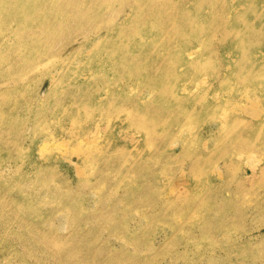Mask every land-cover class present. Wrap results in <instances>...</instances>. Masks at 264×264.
Listing matches in <instances>:
<instances>
[{
    "label": "rangeland",
    "instance_id": "1",
    "mask_svg": "<svg viewBox=\"0 0 264 264\" xmlns=\"http://www.w3.org/2000/svg\"><path fill=\"white\" fill-rule=\"evenodd\" d=\"M86 49V57L94 54ZM206 56L188 50L180 58ZM217 56L224 63L213 70L177 65L183 76L176 88L193 105L186 114L178 113L181 103L167 99L159 109L154 94L145 96L154 114L165 118L157 126L158 139L134 127L124 113L110 120L113 109L105 100L116 85L86 81L83 90L104 89L83 115L74 113L81 101L51 97L57 78L50 74L62 73L54 63L17 83L0 79V91L15 86L32 97L23 110L0 101V130L9 131V122L21 119L17 134L3 135L16 146L0 162V176L10 185L1 202L0 222L10 218V229L0 228V264H264V83L240 81L230 67L241 56L236 49L219 47ZM70 66L64 80L74 70ZM44 69L51 71L33 81ZM139 88L125 87L127 99L135 101ZM204 94L212 109L202 108ZM224 116L236 121L222 127ZM42 120L45 126L36 124ZM248 125L255 128L251 134ZM103 148L105 157L92 162ZM198 153L200 171L192 172ZM137 167L140 175L132 172ZM145 188L151 191L148 200ZM83 237L92 242L90 252L86 244L71 243Z\"/></svg>",
    "mask_w": 264,
    "mask_h": 264
},
{
    "label": "bare ground",
    "instance_id": "2",
    "mask_svg": "<svg viewBox=\"0 0 264 264\" xmlns=\"http://www.w3.org/2000/svg\"><path fill=\"white\" fill-rule=\"evenodd\" d=\"M262 26L264 0H0V79L17 83L24 74L43 64L54 63L62 73L50 74L51 78H57L52 85L51 97L69 104L81 101L74 113L83 115L94 107L90 100L98 98L104 89V85H95L83 90L86 81L116 85L112 86L113 93L105 100V106L113 109L110 120L114 119L113 115L124 113L134 127L148 137L158 139L161 135L157 126L165 118L160 112L154 114V108H149L146 95L154 94L159 109L168 104L167 99L170 103H181L179 114H186L193 106L188 101L184 103V93H179L176 88L183 76L178 64L193 68V72L210 67L213 70L216 65L224 63L217 56L219 47L222 51L224 48L236 49L241 56L231 60L230 67L234 66L240 74V81L264 83ZM203 33L207 36L204 43L200 41ZM87 46L94 51L90 57H86ZM188 50L201 51L207 56L199 61L180 58ZM84 58L83 62L79 61ZM67 59L70 60L68 66L64 65ZM70 65H75L74 70L67 73L64 80L63 73ZM45 69L42 74H34L32 80L38 81L51 71ZM65 81L69 83L68 87H64ZM136 84L140 87L139 95L135 101L127 99L125 87ZM30 93H19L15 86H11L0 91V101L9 102V109L23 110L32 99ZM199 99L203 109L213 108L206 94ZM114 102L115 106H112ZM46 109L54 111L51 106ZM195 113L193 109L192 114ZM235 121L233 117L224 116L221 126L230 127ZM36 124L45 126L46 121H37ZM20 126L21 119L16 118L12 124L9 122V131L0 130V162L6 160L10 147L16 146L8 143L3 135L17 134ZM245 130L251 134L255 128L248 125ZM104 152L105 148L100 149L96 156H92V162L105 157ZM182 155L187 159L184 156L190 153L185 150ZM16 156L9 155V158ZM201 159L202 154L198 153L190 164L192 172L200 171L198 161ZM141 169L137 167L132 172L140 175ZM262 170L257 174L263 176ZM9 188L10 185L5 184L0 176V211L5 209L1 202ZM148 191L150 194V189L145 188L147 200L150 198ZM28 211L32 215L35 208L30 206ZM79 215L80 210L74 219L78 220ZM9 220L1 221L0 228L8 231ZM122 241L129 244L125 237ZM71 243L92 244L84 237L75 238ZM131 243L137 244L134 238ZM90 249L87 245L88 252ZM127 264L140 263L128 261Z\"/></svg>",
    "mask_w": 264,
    "mask_h": 264
}]
</instances>
